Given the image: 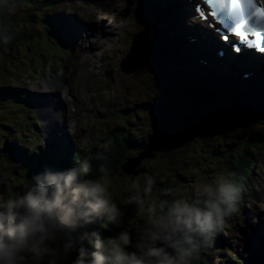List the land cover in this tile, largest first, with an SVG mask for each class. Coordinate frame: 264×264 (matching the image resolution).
<instances>
[{
  "label": "clouds",
  "instance_id": "clouds-1",
  "mask_svg": "<svg viewBox=\"0 0 264 264\" xmlns=\"http://www.w3.org/2000/svg\"><path fill=\"white\" fill-rule=\"evenodd\" d=\"M91 159L46 168L22 194L0 198V264H62L73 253L71 264H192L238 211L244 191L234 175H221L190 195L173 188L154 194L149 176L129 188L128 202L143 220L135 237L127 228L106 237L97 222L119 227L124 213L113 198L112 170L101 165L93 175Z\"/></svg>",
  "mask_w": 264,
  "mask_h": 264
},
{
  "label": "rangeland",
  "instance_id": "rangeland-1",
  "mask_svg": "<svg viewBox=\"0 0 264 264\" xmlns=\"http://www.w3.org/2000/svg\"><path fill=\"white\" fill-rule=\"evenodd\" d=\"M75 1L77 0H63L61 1L62 3L65 2L66 4H75ZM29 2V0H28ZM27 2V5H29ZM54 2L59 3L60 5H62V3L59 0H54ZM78 6V5H76ZM112 9L113 4H111ZM101 16V13H100ZM30 19H24V21H22L20 23V27L24 24L25 21H29ZM15 28H18L17 26ZM39 43H42L44 46H48L49 45V40L48 37H46L45 39L41 40ZM37 43L35 45L36 48H38V44ZM130 49V48H129ZM129 52V50H128ZM4 53V52H3ZM24 57L26 58H34L37 61V65L36 67H32L31 65H25L24 64V71H21L20 66H18V70L16 69V67L14 66V64L11 66V68H7L6 66H3V69L0 70V85H10V86H14V87H18V88H25L28 84L25 83V78L27 77L28 74H36V73H40L43 74L44 72H46V70H50V65H55V64H59L62 61L67 60V57L64 55V53L62 51H60V49H56L53 48L50 56H48V65H45L44 61L45 59L43 58L42 53H38L36 52L34 49H30V50H25V52H23ZM142 59V60H141ZM6 60V59H4ZM1 64L4 63V61H0ZM134 62L137 65V69L136 70H132L129 69L125 66H123V60H121L120 62H114L111 61L110 62V71L112 74L111 78V83L110 86L106 89L108 95L115 101H122L125 98L130 97L131 95H140L141 92L143 93V95L147 94L146 90L141 88L139 86V84H141L142 86H146L148 85V81H141L139 84L137 83V79H139V72L141 73H146L148 71L149 68H147L144 64H147L145 62V60L140 56V54L137 52L136 55L134 54ZM144 64H143V63ZM78 70V74L79 77L82 81H84V79H87L89 77L90 80V75H81L80 73V69L79 67H76ZM87 71L90 69L88 67ZM127 70L129 73L124 74V71ZM86 71V72H87ZM139 71V72H138ZM135 76L137 77V79L135 78ZM94 77V76H92ZM84 78V79H83ZM100 78H103V76H100ZM87 80V81H89ZM68 81L73 84V77L70 76L68 77ZM143 82L146 83L145 85H143ZM137 83V85H136ZM35 89H39L38 86L34 87ZM79 93V97H85L90 101H92V96L95 94L94 91L91 92L90 88H86V86L84 85V82L82 84V88L80 91H78ZM18 95L21 96V98H23L25 100V102H21L20 106L24 107V108H32L34 107V103L28 101V93L27 92H21ZM80 104V103H79ZM78 104V105H79ZM81 105V104H80ZM77 106V115L76 117L81 118V111L84 112V110L86 109V106ZM88 105V104H87ZM12 108L18 109V106H16L15 104L12 105ZM85 113V112H84ZM109 113V112H107ZM110 114H112V111L110 112ZM8 115L13 116V113L8 112ZM87 120L90 121V127L94 130V139L89 141L88 143H85L88 145V149L89 148H93L95 146V144H97V140L99 139L100 136H102V134L105 133V129L107 126H101V123H106L108 119H106V117H102L101 115H97L96 116V124L94 125L95 127H93V121L92 119H90V117L88 116L86 118ZM3 123H6L7 121H2ZM147 121H139V124L136 125V129H138V131H143V126L146 124ZM78 123H82V126L87 128L84 124L83 121H81L80 119L77 120V124ZM119 123L120 124H124L125 121H123L122 119H119ZM136 123V122H135ZM134 123V124H135ZM105 127V128H104ZM257 129H259L260 134L262 133V129L257 127ZM256 133V131L253 130V128L250 129V135ZM209 134L212 136L211 140H208V147H207V153L205 154L207 156V160L203 161L199 166L196 167V175L192 174V169L194 167H187L184 168L183 166H178L176 165V162L172 163H167L165 162V160L163 159V154H159L157 157L153 158L152 160L148 161L150 164L149 166L152 168L157 169L160 174H164L165 177L167 178V180H172L173 186L171 188L175 189L180 195H186V187L189 185H192V188L190 189V192H192V190L194 188H196L197 186H200L204 183H211L216 177L224 175L223 173L226 172V168H224L226 166L227 160L224 159L226 154H223L224 151H227L229 153L232 154H236V151L238 150V148H241V142L243 140H245L246 138L249 137L247 131L245 129H243L242 127L239 128H235V131H231L229 133H226L223 131V129L220 128H210L209 129ZM122 143L118 146L117 148V152H116V157L118 158V156H121L124 153H127L130 151V148L127 149L126 144L121 141ZM84 144V143H83ZM254 148V147H251ZM195 151L202 153V149H204V144L201 142L197 143V148H194ZM183 151V146L181 148H179V153H182ZM107 153V152H106ZM190 154V153H189ZM192 154V153H191ZM190 154V155H191ZM194 154V152H193ZM204 155V153H202ZM183 161V160H182ZM112 162L114 165L116 164V160L112 159L110 156V161L108 163ZM147 162V163H148ZM261 162V163H259ZM255 166H257L258 169L262 168L263 164H264V157L259 161ZM120 164V163H118ZM254 166V168H255ZM260 168H259V167ZM255 168V170L257 169ZM164 169H166V173L162 172ZM263 172V170H262ZM261 173V170H260ZM188 175V176H187ZM261 181V179H259ZM134 182H138V180L134 181ZM133 182V183H134ZM262 182V181H261ZM128 185H122L121 188H117L116 189V185L114 187V181H113V187H112V192L113 195H121L123 194L124 198L125 195H128L127 193H130L129 189L130 186H132V183L128 182ZM164 184V179H160L159 180V185L162 186ZM262 188L264 189V185L262 186ZM160 194H162V192H160ZM256 195H260V197L262 198L264 196V194L261 191L255 190L254 188L252 189V194L248 195L249 199L248 202H246V205L248 206V210L252 213H255L256 210L262 209L264 208V203L261 200H254V197ZM255 201V202H254ZM256 204V206H255ZM128 209V208H127ZM241 222H244V215L243 213L239 216ZM239 217H237L236 215L231 219L232 221L236 222L234 227L229 228L227 225V222L224 223L223 229L222 231H220L215 237L217 239H219L220 241H223V245L221 246V248L216 251L215 256L209 260V264H228L227 260H231L232 259V254H229L227 252V250H230L231 247L232 248H236L237 245V240L236 237H234L237 234V231L239 230V223H237V220L239 219ZM228 219V218H227ZM138 222L142 221V218L139 217V219H137ZM226 221V220H225ZM133 220L132 218L129 219V221L126 222V228L130 231H134L135 229V225H133ZM135 223V222H134ZM135 237V236H134ZM234 238V240L232 239ZM229 239V241H228ZM232 240V242H231ZM221 259H223L221 261Z\"/></svg>",
  "mask_w": 264,
  "mask_h": 264
},
{
  "label": "trees",
  "instance_id": "trees-1",
  "mask_svg": "<svg viewBox=\"0 0 264 264\" xmlns=\"http://www.w3.org/2000/svg\"><path fill=\"white\" fill-rule=\"evenodd\" d=\"M23 3H25V0H0V30H2V29H7L8 30V31H0V50L3 51L4 53H8L10 50H12L14 48V45H16V46L17 45H21V44L32 45L33 42H35V43L36 42H40L39 40H37V38H39V37L29 40V39H24V37L25 36H29V34H25L24 33L23 35H19V34L14 35L11 32V29L14 27V25L17 22H18V24H20L26 18L25 17H23V18L21 17L19 19L17 18L18 21L16 20V18H13V19L9 18L11 15L8 14V9L7 8L10 7V6L11 7L18 6V5L23 4ZM17 33H19V32H17ZM5 36H10L11 37L10 42L6 46L2 44L3 38ZM258 121L259 120H257L256 118L252 119L253 123L259 124ZM244 122H248V120H245ZM253 130L256 131V133L259 136V137H257L258 144L261 146V148H264V136L259 135L260 132H259V129H257V127H253ZM177 149H179V148H177ZM191 149L193 150V148H191ZM162 154H163V159L165 161H168L169 163L170 162L179 163V162L182 161V159L179 157L178 153L176 151H174V150L169 151V152H162ZM254 154H255L254 152H251L250 155L249 154H247V155L241 154L240 156H238L234 160L230 159V161L228 162V165H227V168H228L227 175L233 174L236 179H238V180L242 179L245 176V174L248 172V170H249V164L253 161L252 157H253ZM101 165H104V166L108 167L112 171H114V169H117L119 167V166H117V167L114 166L112 168L110 166V164H105V163L102 162V164H100L97 167V169H96V175H99L98 168ZM142 166L150 167L147 164H143ZM149 169H152V167H150ZM112 171H111V174H112ZM142 171H145L144 173H149L148 169H146V168H142ZM154 171H158V170L154 169ZM143 175H144V177H146L145 174H143ZM120 183L118 181H114V187L116 185V189L117 188L119 189L121 187ZM162 198H166V197L162 196ZM130 205H132V204H130ZM127 208H126L127 211L124 212V217H123L124 222H122L121 225L119 226L120 229L124 227L123 224L129 218H132L133 222H135L134 225L142 223V221L138 222L137 219H139V217H136V215H135L136 206L132 205V207H127ZM136 225H135V227H136ZM93 228H94L93 226H90L89 230H92ZM95 228L96 229L100 228L99 221H98V224H97V226ZM110 228L113 230V232L111 231V229H110V231L103 232V234L106 237L115 235V227L113 226V227H110ZM133 235L135 236V232L134 231H133ZM217 244H218V242H217ZM131 250H134V249H131ZM74 258H75V254L73 253L71 256H69L66 259H64L62 261V264H71V262H72V260Z\"/></svg>",
  "mask_w": 264,
  "mask_h": 264
},
{
  "label": "bare ground",
  "instance_id": "bare-ground-1",
  "mask_svg": "<svg viewBox=\"0 0 264 264\" xmlns=\"http://www.w3.org/2000/svg\"><path fill=\"white\" fill-rule=\"evenodd\" d=\"M183 2V0H178L176 3H170L169 4V7L171 8V9H175L176 7H178L181 3ZM91 8H93V9H95V6H91ZM97 8V7H96ZM102 11H103V13H105V11H106V9H105V7L103 6V8H102ZM160 12H163V11H160ZM171 13H173V10H171V11H168V13H165V14H160L159 16L160 17H158V19H160V18H163V17H166L167 15H169V14H171ZM73 19H75V17H73ZM76 20V19H75ZM162 19H160L159 21H161ZM162 23L163 22H165V20H162L161 21ZM187 28V26L186 25H180L179 26V28H172V27H168V28H166L165 29V31L166 32H168L170 35H173V36H176V37H178L179 39H180V41L181 42H183V39H182V37H180L179 35H178V31L179 30H185ZM162 30V29H161ZM197 30H200V31H198V33L199 34H201V33H203V32H206V33H208V30L207 29H205L203 26H199L198 28H197ZM76 33L77 34H74L75 35V40H73V39H70V41L71 42H79L82 38H83V34H82V32H81V30L80 29H78L77 31H76ZM191 33H193V34H196L197 33V31L196 32H194V31H191ZM21 35H23V33H20ZM110 40V39H109ZM184 43V42H183ZM177 47V46H176ZM176 47H173L172 49L173 50H176ZM236 56V58H239L240 56L239 55H235ZM94 57V59L96 60L97 58L95 57V56H93ZM240 58H242V57H240ZM94 60V61H95ZM227 63H229V65H226L225 66V68H224V71L226 72V74L228 75L230 72H231V70H234L235 68H236V63L234 62V61H232L231 59L229 60V61H227ZM184 64L182 63V61H179L175 66H174V69L176 68V69H178V70H181L182 71V66H183ZM19 66H20V69L22 70V71H24V66H23V64H22V62L21 61H19ZM85 69H83V72H81V74H84L85 73V71H84ZM28 76L31 78V80H32V82L37 86V83H36V80H35V78H34V76L32 75V73L31 74H28ZM264 93V92H263ZM216 96V95H215ZM55 98H58L57 96H55ZM216 98V97H215ZM229 99V98H228ZM69 106V109L72 111V112H74V109H73V107L71 106V105H68ZM53 106H49L48 107V110H55V108H53ZM215 107H207L206 108V113H212V112H214L215 111ZM184 117V116H183ZM73 132H74V126H73ZM224 130H226V127L224 126L223 127V131ZM250 215L252 216V217H256V213H252V212H249V214H247V216L248 217H250ZM261 224H263L264 225V217L262 218V220H261ZM257 228V227H256ZM241 230V229H240ZM252 231L249 229V233H247L246 235H241L239 238H238V241H237V243H236V245L237 246H243V245H245L246 244V242H247V239H248V237L247 236H249L250 235V233H251ZM260 236L261 237H263L264 238V234H260ZM223 245V242H221L217 247H221ZM263 250H264V247H263ZM196 256H199L200 257V255L199 254H197Z\"/></svg>",
  "mask_w": 264,
  "mask_h": 264
},
{
  "label": "snow or ice",
  "instance_id": "snow-or-ice-1",
  "mask_svg": "<svg viewBox=\"0 0 264 264\" xmlns=\"http://www.w3.org/2000/svg\"><path fill=\"white\" fill-rule=\"evenodd\" d=\"M208 3L211 4L212 0H208ZM216 7L219 9V12H227L229 15L236 16L238 13L243 11L246 13V18L236 19V22L232 24L230 31L236 37L243 39H248L245 35V29L248 27L249 23L252 20H257V22L264 21V8H257L254 3H250V7L245 9H240L236 5H230L225 3L224 0H216ZM219 13L217 11H212L211 15L216 16ZM229 37L225 36L224 39L227 40ZM257 46L259 51L264 52V35L257 33Z\"/></svg>",
  "mask_w": 264,
  "mask_h": 264
},
{
  "label": "water",
  "instance_id": "water-1",
  "mask_svg": "<svg viewBox=\"0 0 264 264\" xmlns=\"http://www.w3.org/2000/svg\"><path fill=\"white\" fill-rule=\"evenodd\" d=\"M128 168H131V164L128 165ZM132 168H133V166H132Z\"/></svg>",
  "mask_w": 264,
  "mask_h": 264
}]
</instances>
